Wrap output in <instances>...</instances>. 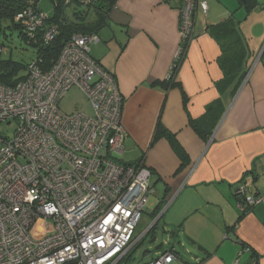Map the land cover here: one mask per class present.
Wrapping results in <instances>:
<instances>
[{"label": "crops", "instance_id": "0c3cea01", "mask_svg": "<svg viewBox=\"0 0 264 264\" xmlns=\"http://www.w3.org/2000/svg\"><path fill=\"white\" fill-rule=\"evenodd\" d=\"M206 1L176 87L153 83L170 81L178 57L179 0H116L91 55L116 76L124 97L117 160H144L152 170L144 234L155 223L168 233L171 264H264V199L239 206L246 196L264 195V0ZM159 121L186 160L169 138L155 140ZM159 244L138 264L157 257Z\"/></svg>", "mask_w": 264, "mask_h": 264}, {"label": "built area", "instance_id": "2783aa9c", "mask_svg": "<svg viewBox=\"0 0 264 264\" xmlns=\"http://www.w3.org/2000/svg\"><path fill=\"white\" fill-rule=\"evenodd\" d=\"M179 1L177 60L193 39L198 6L204 13L209 7L206 0ZM46 19L32 7L15 15L34 42L42 37L49 43L57 35L59 26H45ZM71 36L49 69L31 60L23 79L0 83V264H117L142 237L136 227L152 192V170L144 160H117L125 140L119 82L91 55L97 33ZM73 86L91 102L92 117L59 109ZM11 122L16 127L9 135L4 127ZM263 197L246 196L239 206L245 210ZM38 218L55 224L41 240L30 232ZM174 260L166 243L144 264Z\"/></svg>", "mask_w": 264, "mask_h": 264}, {"label": "trees", "instance_id": "16d2710c", "mask_svg": "<svg viewBox=\"0 0 264 264\" xmlns=\"http://www.w3.org/2000/svg\"><path fill=\"white\" fill-rule=\"evenodd\" d=\"M39 0H0V44L4 45L3 38L9 37L7 34V29H17L20 38H23L25 41L28 40V43L33 45L34 49H36V56L33 57L32 60L40 59L42 61L43 69H49L55 59L58 58L62 47L64 44L72 37L71 35L76 33L82 34H91L97 33L100 28H102L106 24V20L108 18V13L110 12L111 7L115 4L116 0H91L87 2L86 0H52L54 3V13L53 15L47 14V19L45 26H49L50 24H57L59 26V31L55 38L49 42L44 43L42 37H40L43 29H40L39 36L41 39L37 42H34L32 38L28 37L27 32L25 31L24 26L21 22L15 20V15L18 12H21L23 9L27 7H32L38 11H43L38 4ZM69 8L72 11L71 18L68 14ZM5 46V45H4ZM0 53V83L6 85H14L19 80L23 79L26 74L18 76V73L21 70H27L28 63L18 62L11 58L5 59L1 56ZM183 57L182 55L178 60L177 64L174 67V71L172 73L170 81H156L153 85H160L165 88L176 87L175 76L178 70V66L181 65ZM42 59V60H41ZM191 124L197 129L199 132L201 130L197 128L198 126L191 120ZM155 140L160 138L161 136H165L169 138V141L173 144L176 153H179V156L184 160H186V153L183 148L179 145L178 141H176V137L173 133L165 129L159 121L157 128L155 129ZM156 223L150 226L151 228L141 237L143 239L147 234H152L155 237L156 231ZM139 241L132 247L129 251L126 252L121 260L117 264H122L125 260L132 257V253L135 247L142 241ZM154 240V238H152ZM161 249L165 248V244L161 243L158 245ZM174 246H170V251H174ZM63 264H76L74 262H65Z\"/></svg>", "mask_w": 264, "mask_h": 264}, {"label": "rangeland", "instance_id": "374dc122", "mask_svg": "<svg viewBox=\"0 0 264 264\" xmlns=\"http://www.w3.org/2000/svg\"><path fill=\"white\" fill-rule=\"evenodd\" d=\"M31 1V0H30ZM209 1V0H208ZM215 1V0H214ZM220 2H223L226 5L232 6L233 3H235L237 6L239 5L238 0H220ZM215 3L216 5L220 6L221 3ZM39 7L42 8L43 12H45L48 15H53L54 11V3L52 0H39L38 1ZM69 8L68 14L71 18L72 11ZM7 34L9 37L3 38V42L5 45V49H3V52L1 54L2 58L8 59L11 58L18 62H24L28 63L33 59L34 56H36V49H34L33 45L28 43V40L25 41L23 38H20V34L17 29H7ZM23 73H26L25 70H21L18 73V76L23 75ZM86 94L83 92V90L77 86L71 87L67 94L63 96V98L59 101V109H61L63 112L67 114L77 113V112H83L87 115H91V117L94 115L93 108H91V102L88 100ZM16 123L11 122L9 125H5L4 131L7 134H12V132L15 129ZM153 196L150 195L148 198V205H150V202L153 201ZM143 219V217H142ZM142 220L140 221L136 236L139 238L143 236L144 231L146 230L147 226L142 225ZM150 225V224H149ZM148 225V226H149ZM55 230V224L52 220L44 219V218H38L37 221L34 223V225L31 228V235L35 240H41L45 238L46 236L52 234ZM155 240L151 241L149 240L152 235H146L142 241L135 247L134 251L131 252L132 255L135 257L133 262L134 264H138L140 262L146 261L150 258V253L145 252L146 249H153L157 244L164 242L165 244L170 242L168 233H165L162 231V227L159 226V228L155 231ZM191 258L194 260V258L191 256ZM132 263V262H131Z\"/></svg>", "mask_w": 264, "mask_h": 264}, {"label": "water", "instance_id": "95a60500", "mask_svg": "<svg viewBox=\"0 0 264 264\" xmlns=\"http://www.w3.org/2000/svg\"><path fill=\"white\" fill-rule=\"evenodd\" d=\"M241 1V4H246L247 5V2L249 1V0H240Z\"/></svg>", "mask_w": 264, "mask_h": 264}, {"label": "bare ground", "instance_id": "6f19581e", "mask_svg": "<svg viewBox=\"0 0 264 264\" xmlns=\"http://www.w3.org/2000/svg\"><path fill=\"white\" fill-rule=\"evenodd\" d=\"M150 229V228H149ZM148 231V230H147Z\"/></svg>", "mask_w": 264, "mask_h": 264}]
</instances>
